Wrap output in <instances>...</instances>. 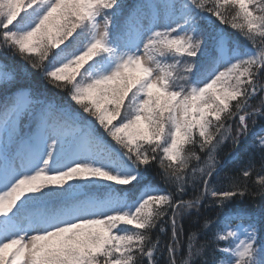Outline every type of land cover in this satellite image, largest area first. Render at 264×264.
Masks as SVG:
<instances>
[{
	"label": "snow or ice",
	"instance_id": "1",
	"mask_svg": "<svg viewBox=\"0 0 264 264\" xmlns=\"http://www.w3.org/2000/svg\"><path fill=\"white\" fill-rule=\"evenodd\" d=\"M258 120L264 0H0V264H264Z\"/></svg>",
	"mask_w": 264,
	"mask_h": 264
},
{
	"label": "trees",
	"instance_id": "2",
	"mask_svg": "<svg viewBox=\"0 0 264 264\" xmlns=\"http://www.w3.org/2000/svg\"><path fill=\"white\" fill-rule=\"evenodd\" d=\"M227 32L231 33V29H225ZM38 87L39 90L43 91L45 95L49 96H54L57 100L63 101L66 99L64 93L58 92L56 89L52 88L50 85L46 84L44 81L39 80L38 81ZM259 98L256 100H253L252 103L253 105L258 104ZM264 125V121L258 120L255 128L253 131L259 132L261 129V126ZM252 137H249V140L247 143H251ZM239 152L241 156H244L245 159H247L245 152H244V146L242 145L240 149H236L231 141H226L224 145L221 147V150L219 151L218 159L221 161L222 165V176L223 175H228L230 177H237L239 178L241 184L244 183L243 178L239 177V168L238 166L234 165L232 162V158L229 155L230 153H235ZM254 164H255V170L253 171V175L247 180V184L249 188H254L255 184L254 181L257 179V173L260 171V164H259V154L255 156L254 159ZM157 169H153L151 173L148 175V179L158 185L159 187L163 188V184L160 182L159 177L156 175ZM217 188H226L228 187V181L226 180H221L215 183L214 185ZM199 190L196 192H193L189 190L185 196V199H191L193 196L198 195ZM264 205V197L257 196L255 202H253L251 199L248 197H245L243 201L237 200L233 207L239 206V207H245V208H253V209H258L260 206ZM184 227L185 231L187 232L189 230V222L185 220L184 222ZM154 235H158V233H154ZM170 238V231L162 237L165 241H167ZM166 255V254H165Z\"/></svg>",
	"mask_w": 264,
	"mask_h": 264
}]
</instances>
